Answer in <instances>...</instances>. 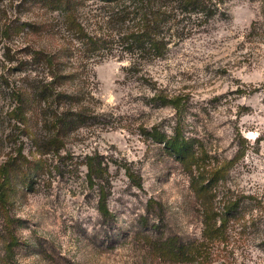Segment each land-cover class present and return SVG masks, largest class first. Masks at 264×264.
Returning <instances> with one entry per match:
<instances>
[{"label": "rangeland", "instance_id": "obj_1", "mask_svg": "<svg viewBox=\"0 0 264 264\" xmlns=\"http://www.w3.org/2000/svg\"><path fill=\"white\" fill-rule=\"evenodd\" d=\"M214 1L223 14L131 77L128 56L83 57L102 2L76 10L80 38L52 0H0V264H264V0ZM42 48L62 50L63 91L88 92L96 109L57 155L37 149L27 88L44 77ZM22 89L25 127L8 115ZM176 130L217 176L191 184L162 141ZM88 163L109 173V220Z\"/></svg>", "mask_w": 264, "mask_h": 264}, {"label": "trees", "instance_id": "obj_2", "mask_svg": "<svg viewBox=\"0 0 264 264\" xmlns=\"http://www.w3.org/2000/svg\"><path fill=\"white\" fill-rule=\"evenodd\" d=\"M52 1L56 2L58 11L62 13L63 22L61 25L74 36L78 34L80 37L81 31L79 29L83 31L85 29L82 28L81 23H76L74 14L78 8L84 7L83 0ZM98 1L102 2V8L99 9L101 15L96 17L102 21V33L99 37L92 36L91 33L83 37L86 39V48L82 52V54L85 53L83 57L88 54L87 59L93 60L94 57L102 56L103 58L106 55L120 59L128 56L131 62L126 73L131 77L140 73L144 76L146 65L164 59L171 46L192 37L214 17L223 14L220 4L214 0ZM89 13H86V20L90 25L97 27V24L93 23L89 17ZM101 52L102 55H100ZM62 54V50L54 52L46 48L34 52V56L38 57V62L42 64L45 74L38 84L27 87L29 94L39 102L38 110L42 122V132L37 135L36 146L42 155H57L63 148L64 140L72 134L76 126L89 124L96 119L94 116L96 109L90 103L92 95L86 92L84 98L85 93L82 91H63L66 82L73 77H71L70 72L64 71L66 64L62 62ZM76 56L79 57V55ZM25 91L22 89L11 93V96L19 97V100L17 101L18 105L11 109L8 114L10 120L18 119L17 123L23 127L27 125L25 95L28 93ZM158 98L160 97L158 96ZM10 137L14 136L10 135ZM162 141L173 150L174 154L191 172L194 171L192 170V163L189 162L195 161L193 166H197L200 175L196 179V176L190 172L191 184H199L203 181L205 176L201 171L214 176L220 172H212L214 167L211 168L212 171L208 170L205 164V167H202L203 160H200L195 153L188 154V141L185 137L180 136L179 131H174L172 136H165ZM196 159L201 162L200 165ZM89 161L91 162L92 158ZM4 172L3 174H6L8 170ZM87 177L91 186L94 185L96 178L102 181V184L99 185L98 211L104 219H111L113 215L108 204L109 173L104 168L96 170L93 165L88 163ZM228 214L231 216L238 215V204H232ZM204 224L206 228L210 227L207 222Z\"/></svg>", "mask_w": 264, "mask_h": 264}]
</instances>
